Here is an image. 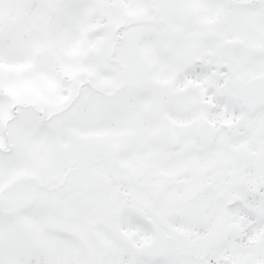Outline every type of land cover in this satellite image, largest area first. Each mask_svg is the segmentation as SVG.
I'll list each match as a JSON object with an SVG mask.
<instances>
[{"label": "snow or ice", "instance_id": "1", "mask_svg": "<svg viewBox=\"0 0 264 264\" xmlns=\"http://www.w3.org/2000/svg\"><path fill=\"white\" fill-rule=\"evenodd\" d=\"M0 264H264V0H0Z\"/></svg>", "mask_w": 264, "mask_h": 264}]
</instances>
